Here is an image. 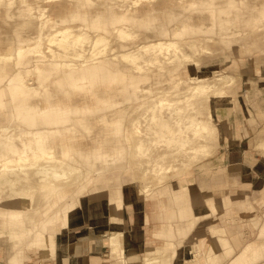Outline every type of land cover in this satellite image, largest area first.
Masks as SVG:
<instances>
[{
	"label": "bare ground",
	"instance_id": "obj_1",
	"mask_svg": "<svg viewBox=\"0 0 264 264\" xmlns=\"http://www.w3.org/2000/svg\"><path fill=\"white\" fill-rule=\"evenodd\" d=\"M4 18L15 21L16 33L14 42L0 45V237L13 251L8 264L54 260L60 230L117 168L131 174L136 164L142 172L134 173L136 194L148 197L166 174L181 173L179 164L213 156L212 98L235 103L228 69L264 39V0H0ZM5 35L0 28V41ZM187 47L200 57L191 61ZM219 52L232 55L227 69L189 71V65L200 72L217 58L230 60ZM161 91L167 93L151 102L147 94ZM128 105L149 115L134 122L146 132L134 144L135 161L122 139L127 135L131 144ZM75 172L81 183L69 179ZM110 194L111 210L120 216L121 190ZM229 205L227 198L211 200L205 216ZM240 229L216 225L199 251L207 253L219 239L230 264L262 260L258 242L235 253ZM116 234L119 240L110 239L116 264H133L121 252L123 233ZM159 258L148 255L143 264H162Z\"/></svg>",
	"mask_w": 264,
	"mask_h": 264
},
{
	"label": "crops",
	"instance_id": "obj_2",
	"mask_svg": "<svg viewBox=\"0 0 264 264\" xmlns=\"http://www.w3.org/2000/svg\"><path fill=\"white\" fill-rule=\"evenodd\" d=\"M240 108L238 105L227 110L225 117L220 116L219 121L225 124L227 134L230 136L236 133L242 137L254 135L256 125L260 124L257 108H255L257 113H253L251 120L247 117L245 121L238 120L236 126L229 124V116ZM226 137L223 147L226 158L223 166L238 167L235 168L238 170L234 177L231 172L228 174L230 184L231 180H234L232 178H237L235 182L239 190L249 194L262 190L255 198V202L264 203L263 158H252L243 146L244 138L233 140L232 137ZM174 173L177 175V172ZM109 175L112 176L110 180L94 186L89 194L82 198L80 209L72 216L71 224L58 233L55 258L49 259L47 264H116L119 258L113 253L110 245L113 233H121V235L123 233L121 252L124 251L122 254L129 263L143 264L148 255L161 256V258L171 255L172 261L169 264H195L196 260L197 263L201 261V264H206L203 258L200 260L204 255L197 250L200 243H204L207 247L212 238V229L216 225L224 224L222 219L225 215L229 216L231 211L236 212L237 208L245 215L250 216L252 213L253 216L255 215L256 206L248 199L249 194H228L224 199L227 198L230 205L224 209L226 212L223 211L219 219L212 223L208 217L219 213L205 216L208 211L206 208L210 210L209 202L213 197L209 195L205 200L199 190V180L195 181L198 185L197 189L193 188V184L186 177L181 180L185 179L188 182L184 180L181 183L180 180V185L177 181L164 182L165 184L161 183L159 187L157 186L148 197H143L136 194L133 175L128 174L125 169H118ZM183 183L187 184L183 185ZM118 188L123 198L121 217L113 213L110 205V192ZM103 190L107 191L106 194L98 193ZM196 212L202 217L198 218ZM230 219V217L226 218L227 221ZM235 222L233 226L236 225ZM91 232L95 235L92 236ZM241 241L240 238L234 242L237 250L249 240L242 245ZM2 242L7 243L0 237V264H8L13 251L8 246L10 243L4 248ZM258 244L264 250V242L259 240ZM44 251L51 252L50 249ZM194 252L197 254L195 255ZM229 260L230 256L224 253V247L219 246L217 264H227ZM25 264L41 263L34 261Z\"/></svg>",
	"mask_w": 264,
	"mask_h": 264
},
{
	"label": "rangeland",
	"instance_id": "obj_3",
	"mask_svg": "<svg viewBox=\"0 0 264 264\" xmlns=\"http://www.w3.org/2000/svg\"><path fill=\"white\" fill-rule=\"evenodd\" d=\"M14 20H8V19H0V28L2 29V31H4L5 38L6 40H2L0 41V45H4L5 42H14V38L16 37V33L14 31ZM2 23V24H1ZM261 47L256 49V52H245L243 56V59L238 58L237 61V66L236 68H229L228 72L231 73L232 75H234V79L231 83H229L231 87L230 89V95L233 97V99H235V103L232 104V101L230 98H228V101L222 102L220 104H218L219 100H215L212 98L211 101V106L213 109V112L215 114V118H211L213 119L212 121L208 122L209 123V127H211L212 129V141L214 140L215 143V154L213 156L210 157H206L204 159H201L200 161L194 162V163H190L188 165H182L179 164V170L181 173L174 175V171L168 173L169 177L164 179V182H172V181H177V183L180 185V180L184 177H186V179H188V181L190 183L193 184V188L197 189L198 185L195 182L196 180H199V190L201 191V193L204 195L205 200L206 198H208L209 195H212V199L216 200V199H224V197H226L228 194H249L246 191L243 190H239L237 183L235 182V179L237 178H232L234 180H231V184L229 182L228 179V174L229 172H231L232 177H234V175L236 174V169L235 167H230L229 166H223L224 164V160H225V154H224V143H225V137H229V138H233V140L239 139L241 140L242 138H244V148H246L249 152V154L252 155V158H263V162H264V147L263 146H259L258 143L264 141V39H261ZM263 48V50H262ZM2 49H4V47L2 46ZM186 52L188 54L194 55L191 59V61H194L196 57H200L199 55L195 54V52L190 48L187 47ZM225 54L227 55L230 60L226 61L224 60L223 57L221 58H217L214 62L205 65L203 67V70L200 72H197L194 66L189 65V71L192 74H200V75H212V71L214 69H227L229 65H231L233 63V59L232 55H229L227 52H219L218 54ZM169 56V54L167 55ZM214 57H219V56H214ZM208 58V57H206ZM166 60V59H165ZM167 63V62H166ZM204 64H207L206 61H204ZM215 65V66H214ZM210 66V67H209ZM219 66V68H218ZM247 83V85H246ZM187 90V88H186ZM246 90H247V95H246ZM167 92L161 91L157 94H150L148 93V98L152 101H155V99L159 98V97H163L164 94H166ZM166 96V95H165ZM172 97V96H169ZM252 102H251V100ZM194 104L199 105V99L198 97H195L193 99ZM228 102V103H227ZM182 105H185V102L182 103ZM231 105V106H230ZM238 105H240V110L236 111L235 113H233L232 115L229 116L228 118V122L229 124L236 126L238 120H243L245 118H249L250 120L252 119L253 113L255 114V112L257 113L256 109H259L258 115H259V121L260 124L256 125V132L254 135L248 136V137H242L240 134L236 133V135H228L225 124L222 123L221 121H219L221 118L220 116L223 115V117H225V115L227 114V110H231L235 107H237ZM225 110V112H224ZM208 109L206 108L205 113H207ZM231 114V113H229ZM125 118H126V122L128 123V128L131 131L130 133H132V138L129 137V140L131 139V144H128V138L127 135L123 136V142L126 143L127 145V150H128V157H133V161L134 160V144L136 142H138L140 139H143L142 136H145L146 132L143 133H139L137 131L136 125L134 124V122L137 121V123L139 121L144 122L145 120L149 119V115L146 113L144 108H136L132 105H128L127 106V112L125 113ZM203 119H206L208 117V115L203 114L200 116ZM210 119V117L208 118ZM140 123V122H139ZM144 128H146V125L143 126ZM129 136V135H128ZM226 137V138H227ZM259 141V142H258ZM213 143V142H212ZM220 143V145H219ZM257 143V145H256ZM254 147L255 149H251L252 147ZM156 156V158L158 160H161L160 158L157 157L156 153L154 154ZM155 158V157H154ZM256 159V160H257ZM153 160V157H152ZM62 161V160H61ZM64 162V161H63ZM61 165L66 166V169H70V165L69 161H67L66 163H63ZM165 164H168L167 161H162ZM150 166L156 164L155 162L153 163H149ZM85 167L84 164H81ZM80 166V165H79ZM121 168H125V166L119 167L117 169H121ZM139 167L136 164H132V172L131 175H133V178L135 179V172H139L142 174L141 171H139L138 169ZM238 168V167H237ZM231 169V170H230ZM85 170V168L83 169ZM115 170V169H114ZM136 170V171H135ZM83 172V171H82ZM131 172V171H130ZM238 172V171H237ZM84 173V172H83ZM82 173V174H83ZM183 173V174H182ZM81 174V175H82ZM168 174H166V176H168ZM77 179L80 180V183L83 181L82 177H78V173H73L69 179L75 181ZM185 180V179H184ZM181 180V183L182 181ZM63 180H59V181H54L52 184H56V183H62ZM185 180V182H188ZM138 183V182H136ZM136 183H133L135 185H137ZM164 183V184H165ZM138 186V185H137ZM106 190H103L101 192L98 193H104L106 194ZM262 192V190L260 191H255L253 193L249 194L248 199H250V201L252 203H254V205L256 206L255 208V215L248 216L243 214L242 212H239L238 208L236 209V212H232L229 216L224 217V219H222L223 221H225L226 223L228 222V225H232L233 226V222H235L236 225L233 226V228H235L236 226H238V224H240L241 229L240 231L237 232V239L239 240L240 238L242 239V241L240 242V244L242 245L244 242H246L244 245H248V244H257V242L259 240H261V242H264V234H260L261 232V226L262 224H264V203L263 202H255V198ZM204 200V201H205ZM237 207V206H236ZM226 212V211H224ZM219 212V214L214 215L213 213H215V211H212L210 214H213L211 217H208L209 220L213 222H215L217 219H219V216H221L223 213ZM230 217V220H226V218ZM219 221V220H218ZM257 222V223H256ZM219 224V223H218ZM260 228V229H259ZM236 233V232H235ZM240 234V235H239ZM119 237V234L113 233V236L111 238L114 239H118L117 237ZM116 237V238H115ZM119 240V239H118ZM225 242H223L222 240H215L213 242V246L212 248H210L208 250L207 253H204V257H201L200 260H202V258L205 260L206 264H217L219 262V246H223L224 247V253L225 252ZM2 247L6 248L7 247V243L2 242ZM243 245V246H244ZM201 255L202 252L199 251V249L197 250ZM239 252L236 251L235 253ZM195 253V252H194ZM234 253V254H235ZM196 255V253H195ZM156 257V256H154ZM233 257V256H232ZM5 258V257H4ZM172 256L171 255H165V257H163L161 259L163 261L162 264H169L172 261ZM196 258V257H195ZM231 263V257L230 260L227 264ZM260 263H264V258L260 261H258L255 264H260ZM156 264H159V262H157ZM195 264H201L198 262L197 260L195 262Z\"/></svg>",
	"mask_w": 264,
	"mask_h": 264
}]
</instances>
